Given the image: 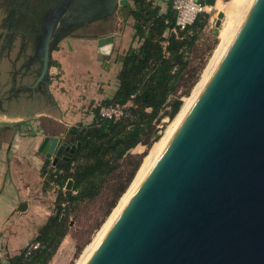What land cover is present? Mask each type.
<instances>
[{"label": "water", "instance_id": "obj_1", "mask_svg": "<svg viewBox=\"0 0 264 264\" xmlns=\"http://www.w3.org/2000/svg\"><path fill=\"white\" fill-rule=\"evenodd\" d=\"M128 3L59 0L46 14L41 69L29 88L48 84L59 42L112 25ZM113 43V35L97 40L98 48ZM79 147L45 136L39 152L58 168ZM85 264H264V0L253 1L189 113Z\"/></svg>", "mask_w": 264, "mask_h": 264}, {"label": "trees", "instance_id": "obj_2", "mask_svg": "<svg viewBox=\"0 0 264 264\" xmlns=\"http://www.w3.org/2000/svg\"><path fill=\"white\" fill-rule=\"evenodd\" d=\"M128 1L122 10L133 20L132 44L136 41L138 45L131 44L119 58L118 88L101 104L130 103L128 115L117 121L106 120L100 118L98 109L94 108L93 121L77 128L74 140L80 147L70 162L53 170L47 168L50 163L46 162L42 169L44 186L48 188V183L53 181L63 187L71 180L72 188L52 194L56 215L47 219L30 242L39 243V247L29 256L25 255L24 247L7 258L8 264H49L67 234L68 225L61 220L62 214L68 217L70 205L98 197L112 180L113 198L105 213L108 216L141 166L144 155L135 156L130 151L138 144L150 148L160 139L161 130L157 126L164 117L169 121L176 117L183 105L182 95L188 96L198 81L195 76L184 77L190 67V53L208 15L199 16L187 29L174 34L175 14L170 8L161 13L159 7L148 0ZM180 87L185 90L178 93ZM15 129L16 126L0 124V145Z\"/></svg>", "mask_w": 264, "mask_h": 264}, {"label": "crops", "instance_id": "obj_3", "mask_svg": "<svg viewBox=\"0 0 264 264\" xmlns=\"http://www.w3.org/2000/svg\"><path fill=\"white\" fill-rule=\"evenodd\" d=\"M148 1L161 13L172 10L171 0ZM118 11L121 13L122 8ZM116 13L112 25L93 31L91 36L83 28L59 42L51 52L45 95L36 96L34 102H18L28 107V115L34 119L16 126L0 145V258L18 254L53 215V199L42 176L43 166L50 163L39 152L43 138L62 135L75 144L71 128L77 131L79 125L90 124L94 108L110 99L118 88L119 58L132 44L134 30L131 17L122 18ZM108 35L114 36V43L98 48L97 40ZM7 117L9 114L0 109V124H6ZM24 117L18 115L12 121ZM63 164L58 161V168ZM23 203L27 207L19 211Z\"/></svg>", "mask_w": 264, "mask_h": 264}, {"label": "rangeland", "instance_id": "obj_4", "mask_svg": "<svg viewBox=\"0 0 264 264\" xmlns=\"http://www.w3.org/2000/svg\"><path fill=\"white\" fill-rule=\"evenodd\" d=\"M245 1H246L245 3L246 6L245 7L243 6L245 9L243 8L242 10L237 11L239 13V15H237L238 22H241V20L243 19L242 18L243 14H245L246 12L243 10L248 9V7L251 6V3L253 2V0H250V1L245 0ZM231 5H232V0H216V4L212 8V10H210L209 13H206L208 15V19H207L205 27L199 34V38L196 42V46L193 52L190 53V57H189L190 67H189L188 73L184 77L185 79H189L191 76L193 77L195 76L198 79V81L201 79V75L213 51L215 50L216 46L219 43V31L221 27L225 25L227 21L231 19L232 14L235 12L232 9ZM221 12L223 13L224 17L221 20L220 27L216 28L215 23L217 20V16ZM116 15H119V16L121 15L122 18L129 17V16H126V12L123 10L121 13L120 11H118ZM192 89L190 90V93L188 96L182 95L181 100L183 104L185 102V99L190 96ZM184 90H185V87H180L178 93H181ZM5 92L6 93H4V95L2 94L0 97H4L8 95V92L6 90ZM18 102L16 104H11V105L4 103V102L0 104V108L4 110L5 113H8L10 116L9 118L7 117L5 119L7 122L12 121L14 119L12 117H15L18 115H25L26 117L28 115V109H27L28 107H24L25 105L20 106ZM176 117L172 121H169V119L166 117H164L161 120L160 125L157 126V128L161 130L160 139L165 135V133L170 128V126H172L173 121L176 119ZM162 124H165L163 128L161 127ZM152 146L150 148H147L143 144H138L134 149L130 151V153L135 156L144 155V157L142 158V162H143V159L145 158L148 151L152 148ZM112 185H113V181L111 180L105 185V188L103 189L102 193L91 201H85L82 203L70 205L71 211L68 217H65L64 215V218H63V220H65L66 224L68 225L67 234L63 238L58 250L56 251L54 257L52 258L49 264H77L78 263V261L81 258V254H83L87 246L90 245L91 242L97 237L96 235L99 233V231L105 224L107 218L111 215V213L115 209L114 208L109 213L108 216H105V213L113 198L112 191H111ZM53 214L56 215V211L53 212Z\"/></svg>", "mask_w": 264, "mask_h": 264}, {"label": "flooded vegetation", "instance_id": "obj_5", "mask_svg": "<svg viewBox=\"0 0 264 264\" xmlns=\"http://www.w3.org/2000/svg\"><path fill=\"white\" fill-rule=\"evenodd\" d=\"M58 2L0 0V96L5 90L8 92L0 97V104H16L20 99L34 102L36 96L45 95L46 84L34 90L29 87L41 69L39 50L48 31L44 23L46 14ZM51 66L50 60L49 70Z\"/></svg>", "mask_w": 264, "mask_h": 264}, {"label": "bare ground", "instance_id": "obj_6", "mask_svg": "<svg viewBox=\"0 0 264 264\" xmlns=\"http://www.w3.org/2000/svg\"><path fill=\"white\" fill-rule=\"evenodd\" d=\"M250 1V0H249ZM254 1V0H253ZM245 0H232V9L235 11L232 14V17L225 25H223L219 31V43L216 46L215 50L213 51L202 75L201 79L196 83L194 88L192 89V92L189 97L185 99V102L177 115L176 119L173 121L172 126L168 129V131L165 133V135L157 141L155 144H153L152 148L148 151L145 158L143 159V162L137 171V174L135 175L133 181L129 185L126 192L122 195L120 200L118 201L115 209L111 213V215L107 218L105 224L99 231V233L96 235L97 237L91 242L90 245L87 246V248L84 250L83 254H81V258L78 261L77 264H85L90 256L92 255V252L97 248L113 222L118 217L121 210L124 208L130 197L133 195L143 178L145 177L146 173L150 169L151 165L156 160L157 156L159 155L160 151L163 149V147L166 145V143L169 141V139L173 136V134L176 132V130L181 125L184 118L189 113L190 109L192 108L193 104L195 103L196 99L200 95L201 91L207 84L209 78L213 74L214 70L217 68L219 62L221 61L223 55L225 54L229 44L231 43L233 37L235 36L238 28L240 27L241 23L243 22V19L245 18L246 14L248 13L251 6L248 7V9L243 10L246 11L245 14H243V19L241 22L237 21V15L239 13L237 11L242 10L246 5ZM253 3V2H252ZM251 3V5H252ZM216 4V2H215ZM249 4V3H248ZM215 6V5H214ZM230 6V7H231ZM244 6V7H243ZM245 9V8H244ZM231 13V12H230ZM241 13V12H240ZM244 13V12H243ZM238 23V24H237Z\"/></svg>", "mask_w": 264, "mask_h": 264}, {"label": "built area", "instance_id": "obj_7", "mask_svg": "<svg viewBox=\"0 0 264 264\" xmlns=\"http://www.w3.org/2000/svg\"><path fill=\"white\" fill-rule=\"evenodd\" d=\"M213 7L206 5L204 3V0H171V9L175 14V27L172 29V32L174 34H177V31H183L187 29L197 20L199 16L209 13ZM130 106L131 104L128 103L125 105H97L95 108L98 109V116L100 118L117 121L125 118L128 115L127 110ZM48 169H54L51 163L48 166ZM43 179L45 180V176L43 177ZM65 186L60 187L53 181H50L48 183L47 190L49 194L52 195L57 193L58 191H67ZM38 247L39 243L33 242L27 244L25 248V255L29 256ZM0 264H8L7 258H0Z\"/></svg>", "mask_w": 264, "mask_h": 264}]
</instances>
